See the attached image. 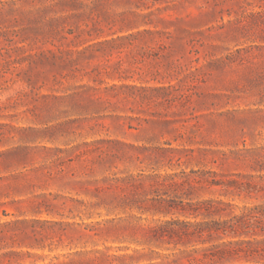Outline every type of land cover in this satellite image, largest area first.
Listing matches in <instances>:
<instances>
[{"label": "rangeland", "instance_id": "obj_1", "mask_svg": "<svg viewBox=\"0 0 264 264\" xmlns=\"http://www.w3.org/2000/svg\"><path fill=\"white\" fill-rule=\"evenodd\" d=\"M60 1L0 0L3 252L264 264V0ZM177 220L227 234L174 248Z\"/></svg>", "mask_w": 264, "mask_h": 264}, {"label": "trees", "instance_id": "obj_2", "mask_svg": "<svg viewBox=\"0 0 264 264\" xmlns=\"http://www.w3.org/2000/svg\"><path fill=\"white\" fill-rule=\"evenodd\" d=\"M58 5L60 6H72V0H61ZM5 155V154H2ZM220 203H216L214 201H206L198 203L194 207H190L189 211L183 210V215L193 216L195 219L198 217H202L204 220L207 218H212L218 215H222L219 207ZM28 224L26 221H15V222H5L0 224V244L5 239L13 240L15 237L17 238H28L26 233H24L21 229L23 225ZM224 225H227V222H219V221H205V222H185V221H171L166 222L164 225L158 227L156 230L159 234H167L170 237V241L168 242L174 244V248H176L179 244H186L190 242L192 239L200 240L204 235L208 237H212L214 234L218 235L220 232L225 233L226 230L222 229ZM18 232L19 235H13L12 232ZM93 231V230H90ZM227 234V233H225ZM98 235V233H95ZM29 248H35L34 245H25ZM12 247H3L0 245V264H19L16 259L22 257L24 254L16 252L14 250L5 251ZM37 248H45L43 245H38ZM226 252H219L217 255L207 256L204 255L203 259H209L211 261H216L218 259L224 258ZM29 255V254H28ZM130 260L133 262V256H111L106 252L102 251H86V252H75L70 254L69 260L67 262L59 263V264H112L114 261L119 262V264H126V260ZM175 262V261H174ZM190 264H198V262L202 263V259H194V261H189Z\"/></svg>", "mask_w": 264, "mask_h": 264}]
</instances>
